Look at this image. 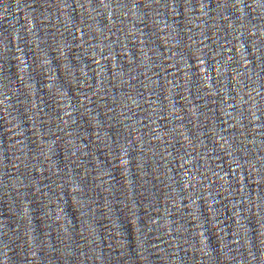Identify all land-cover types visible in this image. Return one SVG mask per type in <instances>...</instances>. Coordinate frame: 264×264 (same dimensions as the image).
<instances>
[{
	"label": "water",
	"instance_id": "95a60500",
	"mask_svg": "<svg viewBox=\"0 0 264 264\" xmlns=\"http://www.w3.org/2000/svg\"><path fill=\"white\" fill-rule=\"evenodd\" d=\"M0 264H264V0H0Z\"/></svg>",
	"mask_w": 264,
	"mask_h": 264
}]
</instances>
